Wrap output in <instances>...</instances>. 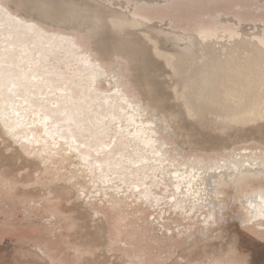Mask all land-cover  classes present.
I'll return each mask as SVG.
<instances>
[{
	"label": "bare ground",
	"instance_id": "bare-ground-1",
	"mask_svg": "<svg viewBox=\"0 0 264 264\" xmlns=\"http://www.w3.org/2000/svg\"><path fill=\"white\" fill-rule=\"evenodd\" d=\"M52 3L55 20L21 0H0V63L43 77L19 97L0 92V184L10 195L40 197L52 216L66 221L78 238L75 264L149 263L120 254L100 258L111 237L97 213L78 204L68 185L48 182L33 151L60 156L75 167L74 176L110 184L114 193L104 196L115 211L125 200L121 193L139 207L148 204L159 212L152 224L160 229L170 226L168 214L195 219L202 210L210 226L228 199L238 202L244 220L264 225V0ZM190 7L205 10L212 21L192 23L175 14ZM128 104L139 108L121 112ZM9 155L12 161H5ZM172 171L186 178L182 189L193 186L182 193L179 209L168 195L175 194ZM206 242L182 250L172 264H236V247Z\"/></svg>",
	"mask_w": 264,
	"mask_h": 264
},
{
	"label": "rangeland",
	"instance_id": "rangeland-1",
	"mask_svg": "<svg viewBox=\"0 0 264 264\" xmlns=\"http://www.w3.org/2000/svg\"><path fill=\"white\" fill-rule=\"evenodd\" d=\"M204 11L198 7H190L175 14L192 23L200 21L209 23L212 21V15ZM204 14H208V18ZM171 141L181 143L176 136H172ZM180 152L187 153L183 148ZM32 153L36 158L34 163L42 167L48 175L46 179L48 182L56 180L68 185L76 193L74 198L77 196L78 204L81 202L88 212L97 213L104 232L109 233L111 237L110 246L103 248V255H100V258H110L120 254L127 259L130 257L133 260L136 257L135 259H141L149 264H172L182 250L190 247L199 248L207 241L206 243L211 245H222L228 242L248 257L249 264H264V225L244 220L239 215L238 202L233 199H228L224 203L226 210H224L223 223H220L217 217L216 222L212 223L210 220V226H204L202 214L205 210H202L195 219L196 215L191 219L184 218L183 213L172 216L168 214L166 221L170 226L160 229L159 224L158 226L152 224L154 219L152 214L158 211L148 204L143 203L139 207L140 202L132 204V200H126L127 194L121 193L120 196L125 200L121 211H115L110 201L111 197L108 198L111 193H114V190L108 187L110 184L102 186L101 182L92 180L88 175L74 176L75 171L71 172V169L75 167L62 161L58 155L48 153L40 156L37 150ZM4 160L12 161L11 155ZM42 162L45 166H42ZM7 190V186L0 184V264H50L52 262L75 264V246L78 238L69 230L66 221L58 215L52 216L46 202L40 197L23 199L19 195H10ZM104 192L108 196H104ZM125 202H130L132 206H128ZM76 207L78 212L82 210L80 206ZM84 211L86 213V210ZM171 217L182 223V226L177 227L178 223L170 221ZM190 224L192 229L184 230V228H191ZM192 236L194 240H190ZM200 238H202V244L196 242ZM28 243L35 244L39 250L37 251L36 247L34 251L28 248L21 249L22 245ZM41 250L45 252L46 262H42V258L38 256Z\"/></svg>",
	"mask_w": 264,
	"mask_h": 264
},
{
	"label": "snow or ice",
	"instance_id": "snow-or-ice-1",
	"mask_svg": "<svg viewBox=\"0 0 264 264\" xmlns=\"http://www.w3.org/2000/svg\"><path fill=\"white\" fill-rule=\"evenodd\" d=\"M21 3L29 11L39 13L42 18L47 17L52 20L58 18V12H57L58 6L54 7L52 0H21ZM30 27H35V26L32 25ZM15 67L16 66L13 64L0 63V92L7 91L9 96L19 97L22 91L25 92L29 91V87L33 82L37 80H41V81L43 80V77L37 76L35 74L32 75H29L28 73L17 74L12 70ZM29 72H31V70H29ZM49 89L51 90V86H49ZM117 95H120L119 89H117ZM24 103L25 104L29 103L27 96H25L24 98ZM53 106L56 107L58 105L54 104ZM40 107L43 108V104H41ZM134 108L138 109L139 105L128 104L126 109L121 108V112L129 113L132 112ZM261 113H262V118H264V84H262ZM16 115L18 116L19 113H16ZM129 119L131 120L132 123H134V119H131V117H129ZM112 120L113 122H115L116 117L113 116ZM120 120L121 121L125 120V116H121ZM121 132H123V129H121ZM153 155L159 156L160 153L154 151ZM175 163L176 162L174 161L173 164L175 165ZM185 167H187V165H185ZM170 175L175 176L176 180L175 181L169 180V184H175L176 188H175V194H168V195H170L171 197V203L174 204L177 209H179L181 200L183 199L182 193H186L187 190L192 189L193 186L191 185V183H187V188L182 189L181 181L186 180V178L182 177L179 172H175V171L170 172ZM250 178L256 179V175L253 173L251 174ZM157 179L159 180V176H157ZM259 179L261 183H264V168H262L260 171ZM165 193H167V188H165ZM197 195H199L198 192ZM217 196L219 198V193L217 194ZM224 210H225V205L221 204L220 215L218 217L220 223H223L225 221ZM209 219L212 218L209 217ZM177 231H179V229H177ZM236 264H249V259L245 254L238 253V259L236 260Z\"/></svg>",
	"mask_w": 264,
	"mask_h": 264
}]
</instances>
